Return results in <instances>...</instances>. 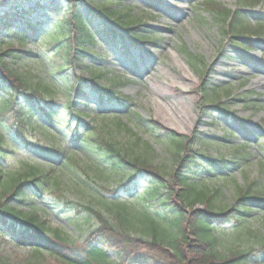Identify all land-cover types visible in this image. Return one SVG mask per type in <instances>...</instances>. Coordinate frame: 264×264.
Listing matches in <instances>:
<instances>
[{
	"label": "rangeland",
	"instance_id": "obj_1",
	"mask_svg": "<svg viewBox=\"0 0 264 264\" xmlns=\"http://www.w3.org/2000/svg\"><path fill=\"white\" fill-rule=\"evenodd\" d=\"M21 1L25 0H0V16L14 11L11 5H20ZM58 3L60 0H42L45 10L40 8L39 15L31 19L32 22L55 21L56 17L47 10L50 5ZM35 4L33 0L26 6ZM216 4L221 8L215 7ZM112 5L115 8L131 7L135 18L142 22L133 28L132 33L138 38L145 36V39L140 44L127 43L116 50L108 44H97L90 49L96 54L82 56L76 73L87 75L85 71L90 68L102 71L101 85L126 97L125 107L100 105L93 94L79 98L72 92L68 81L56 75L51 62L44 58L47 49L29 44L28 48L36 53L35 56L21 60L6 58V61L17 71L30 73L36 82L57 90L56 104L49 106L56 122L50 124L46 117L35 111L31 117L37 124L24 127V137L6 135L15 150L4 160L5 169L16 171L23 163H33L62 175L58 165L63 159L54 160L52 154L26 146L25 140L35 145L61 147L67 150L69 158L75 160L69 167L67 165L68 169L62 175L67 184L68 199L76 204L88 203L90 194L83 183L93 192L104 194L100 172L84 155L77 135L73 137L71 134L76 127L75 114L87 111L89 114L83 118L84 122L100 124L105 119V124L114 130L112 135L121 141H127L130 134L119 131L114 125L115 119H120L143 141L149 142L154 165L172 183V156L164 137L147 131L149 125L145 120H157L177 137L191 138L197 151L212 158L235 161L225 171L205 168L192 175V180L207 190H218L215 211L225 209L232 212V220L216 225L214 230L215 250L219 256L227 257L230 250L249 249L248 257L239 264H264V249L257 244L259 240L247 234V230H251L264 236V206L244 205L237 201L240 188L257 179L264 183V0H124ZM222 8L241 12V18L247 23L239 24L238 31L260 30L238 36L226 33L223 18L216 15ZM11 38L10 35H0V41L7 42ZM1 49H8V44H2ZM183 51L192 55V59ZM1 98L6 99V96L0 91V103ZM69 102L78 104L68 107ZM216 106L223 111L226 109L231 116L220 113ZM30 108L33 110L34 106L30 104ZM70 111L75 118L69 116ZM98 113L104 118H98ZM130 113L138 114L141 123H132ZM0 131H4L1 125ZM117 180H121V175ZM106 182L110 187L116 183L107 179ZM145 185L147 181L143 176L132 195L122 196L134 198L139 195L141 203L143 197L140 194ZM52 190L51 184H47L44 193L37 194L29 186L26 188L27 201L34 202L41 219L47 221L50 228L61 230L75 240H83L95 225L93 219L88 220L84 213L75 215L77 205L64 206ZM3 202L26 212L30 209L25 205L27 202L21 204L16 199H0V207ZM147 207L154 211L151 203ZM194 208L201 210L205 206L198 204ZM2 231L0 226V255L8 257L11 264H27L32 248L2 236ZM48 263L56 264L53 260L45 264Z\"/></svg>",
	"mask_w": 264,
	"mask_h": 264
},
{
	"label": "trees",
	"instance_id": "obj_2",
	"mask_svg": "<svg viewBox=\"0 0 264 264\" xmlns=\"http://www.w3.org/2000/svg\"><path fill=\"white\" fill-rule=\"evenodd\" d=\"M30 1L33 0L11 5L14 11L0 16V35L13 37L7 42L0 41V91L6 96V99L1 98L0 103V125L4 129L0 131V199H16L21 204L27 202L25 205L30 208L26 212L3 202L0 207L2 236H8L16 243L32 248L27 264H45L51 260L56 264L242 262L248 257L249 249L230 250L227 257L219 256L215 250V227L231 221L232 212L225 209L215 211L218 208L215 204L218 190H207L192 180L193 174L205 168L224 171L235 161H227L223 157L213 159L197 151L195 143L191 144V138L177 137L171 129L157 120H145L149 125L147 131L164 137V143L172 156V183L154 165V154L151 153L149 142L143 141L120 119H115V127L130 134L127 141H121L112 135L114 130L105 124V119L100 124L95 121L92 124L83 122L82 119L89 114L86 111L75 114L76 127L71 134L73 137L77 135L75 137L80 139L84 155L100 172V185L105 190L104 194L93 192L83 183L90 194L88 203L81 205L68 199L67 184L62 180V175L75 160L69 158V154L61 147L35 145L24 139L26 146L52 154L54 160L63 159L62 164L58 165L62 175L46 171L33 163H23L16 171L8 172L5 169L4 160L15 150L6 135L24 137V127L30 128L37 124L31 117L35 111L46 117L50 124L56 122L52 107L49 106L56 104L54 97L57 90L51 85L36 82L30 73L17 71L6 61V58L21 60L35 56L36 53L28 48L29 44L42 45L47 49L43 54L44 58L51 62L56 75L68 81L72 92L79 98L94 94L102 105H126V97L111 87L101 85L100 70L90 68L85 71L87 75L83 72L76 73L83 55L96 54L90 50L91 47L109 44L116 50L129 41V27L137 21L130 15V8L112 7V3H121L123 0H60V3L50 5V10H47L56 17L55 21L48 23L31 22L34 15L38 14L37 8L42 6V0H35L34 6L27 7L26 4ZM222 9L216 15L219 19L223 18L226 33L231 32L233 36L251 33L250 29L238 31L239 24L243 23L239 10L231 12L226 8ZM118 28L125 30V33L129 32V37ZM2 44H8V49L2 50ZM183 53L192 59V55L186 51ZM30 104L34 106L33 110ZM71 104L74 102L66 105L69 107ZM69 116L75 118L72 111ZM100 117L104 118V115H98ZM130 119L134 124L142 121L136 113H130ZM118 175H121L120 181L117 180ZM143 176L147 181L140 194L143 202L138 200L139 195L134 198L123 197L122 194L132 195L138 180ZM106 179L116 182L115 187H110ZM104 182L107 185L104 186ZM47 184H51L53 194L64 206L77 205L75 215L84 213L88 220L93 219L95 225L87 231L83 240H75L61 230L50 228L47 221L41 219L34 202L27 201V187L42 194ZM237 201L244 205L264 206V183L257 179L240 188ZM146 203H151L154 211L149 210ZM198 204H203L205 208L195 209ZM233 210L240 212L238 209ZM247 234L257 237V244L264 249V236L261 233L247 230ZM109 251L115 256L112 257ZM0 264L11 263L8 257L0 255Z\"/></svg>",
	"mask_w": 264,
	"mask_h": 264
},
{
	"label": "bare ground",
	"instance_id": "obj_3",
	"mask_svg": "<svg viewBox=\"0 0 264 264\" xmlns=\"http://www.w3.org/2000/svg\"><path fill=\"white\" fill-rule=\"evenodd\" d=\"M262 70H259V72H261ZM262 73H264V72H262Z\"/></svg>",
	"mask_w": 264,
	"mask_h": 264
}]
</instances>
